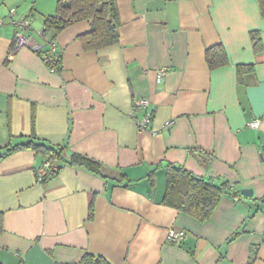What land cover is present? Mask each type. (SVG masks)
<instances>
[{
    "label": "crops",
    "instance_id": "0c3cea01",
    "mask_svg": "<svg viewBox=\"0 0 264 264\" xmlns=\"http://www.w3.org/2000/svg\"><path fill=\"white\" fill-rule=\"evenodd\" d=\"M56 1L0 0V148L42 141L95 161L100 174L66 165L38 183L44 156L24 149L0 160V264H80L85 254L110 264H264L258 1L115 0L118 42L84 51L89 22L72 23L54 40L52 72L31 49L12 52L9 12L29 20L28 37L48 52L43 22ZM218 45L227 65L210 70L205 52ZM238 66L250 68L238 75ZM141 98L152 113L143 131L134 123ZM258 119L259 130L247 126ZM168 165L239 196H223L199 223L162 204ZM169 231L185 236L173 243Z\"/></svg>",
    "mask_w": 264,
    "mask_h": 264
},
{
    "label": "trees",
    "instance_id": "16d2710c",
    "mask_svg": "<svg viewBox=\"0 0 264 264\" xmlns=\"http://www.w3.org/2000/svg\"><path fill=\"white\" fill-rule=\"evenodd\" d=\"M260 8V15L264 17V0H257ZM88 21L90 30L78 37L84 51H97L107 48L118 42V30L120 28L119 15L117 14V3L115 0H57L56 11L53 15L47 16L43 22V35L51 32L47 46L53 44L55 38L61 31L72 25V23ZM254 51H260L261 44L257 32L250 34ZM36 54L45 55L47 52L38 50ZM205 59L210 70L219 69L227 65L225 51L222 46L207 48ZM43 60V59H42ZM61 57L53 65L60 69ZM49 67V64L45 63ZM250 67L236 68L238 75L249 70ZM29 150L45 157L53 170L42 183L53 178L63 166L83 167L89 172L99 173V164L81 155L63 154L60 147H50L42 141L31 140L26 144H19L16 147L5 146L0 148V160L11 155L17 150ZM165 190L162 204L172 207L179 212L196 219L199 223L206 222L211 218L214 209L220 199L227 195L230 198H238L239 193H232L233 188L228 182L210 180L195 177L191 172L181 166L166 167ZM231 188V189H230ZM3 214L0 212V234L3 232ZM80 264H110L104 258L85 254Z\"/></svg>",
    "mask_w": 264,
    "mask_h": 264
},
{
    "label": "built area",
    "instance_id": "2783aa9c",
    "mask_svg": "<svg viewBox=\"0 0 264 264\" xmlns=\"http://www.w3.org/2000/svg\"><path fill=\"white\" fill-rule=\"evenodd\" d=\"M9 19H11L10 24L14 28V37H13V47L12 52H14L17 49L27 47L31 49L32 51L36 52L38 50H41V47H39L37 44L35 45L34 42L31 41V39L28 37V32L30 31V22L27 18H14V10H10L9 12ZM4 21L0 19V26H2ZM42 59L44 63L49 64V68L52 72L57 71V67L53 64L59 60V55L56 53L55 50V43L51 44L49 46L48 52L45 55H42ZM165 75L164 70H159L157 72V82H159L160 78ZM150 102L149 100L145 98H141L136 100L135 102V111L136 116H134V123L136 124L138 130L143 131L146 130L149 127L150 120L152 117V113L149 110ZM142 112L143 115L140 119L137 118V113ZM261 124V120H253L250 121L247 126L252 130H259V126ZM41 168L37 169L35 171L36 180L38 183H42L43 180L49 176V174L53 171L50 168L49 163L46 161L43 162ZM185 236L184 232L181 231H169L167 234V238L173 242L178 243L179 240H181Z\"/></svg>",
    "mask_w": 264,
    "mask_h": 264
},
{
    "label": "water",
    "instance_id": "95a60500",
    "mask_svg": "<svg viewBox=\"0 0 264 264\" xmlns=\"http://www.w3.org/2000/svg\"><path fill=\"white\" fill-rule=\"evenodd\" d=\"M240 195L245 198H250L252 196V190H240Z\"/></svg>",
    "mask_w": 264,
    "mask_h": 264
},
{
    "label": "rangeland",
    "instance_id": "374dc122",
    "mask_svg": "<svg viewBox=\"0 0 264 264\" xmlns=\"http://www.w3.org/2000/svg\"><path fill=\"white\" fill-rule=\"evenodd\" d=\"M1 7V6H0Z\"/></svg>",
    "mask_w": 264,
    "mask_h": 264
}]
</instances>
